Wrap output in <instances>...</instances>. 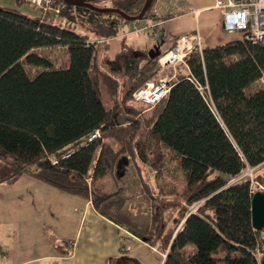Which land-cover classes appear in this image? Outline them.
<instances>
[{
	"label": "trees",
	"instance_id": "obj_1",
	"mask_svg": "<svg viewBox=\"0 0 264 264\" xmlns=\"http://www.w3.org/2000/svg\"><path fill=\"white\" fill-rule=\"evenodd\" d=\"M75 1L55 0L38 17L0 6V183L28 174L90 198L100 215L165 252L163 264H260L255 185L233 180L264 165V45L235 38L192 50L150 108L133 93L158 70L164 42L141 49L122 41L110 59L92 41L114 37L149 0ZM127 156L137 173L164 178L172 162L171 175L181 176L158 189L143 181L150 221L127 211L125 187L101 191L99 181L119 178ZM256 180L264 184V174ZM125 240L111 264H139ZM55 248L72 252L67 240Z\"/></svg>",
	"mask_w": 264,
	"mask_h": 264
},
{
	"label": "crops",
	"instance_id": "obj_2",
	"mask_svg": "<svg viewBox=\"0 0 264 264\" xmlns=\"http://www.w3.org/2000/svg\"><path fill=\"white\" fill-rule=\"evenodd\" d=\"M217 1L208 5H197L193 0L176 2L189 11L179 15L174 5L167 8V21L162 28L164 49L172 45L175 37L195 30L204 38V46L235 39L233 32L223 29L222 13L215 8ZM0 6L40 16L28 5L17 7L14 0H0ZM209 9L215 10L216 15L214 28L207 32L201 18ZM142 40L140 35L126 38L127 43L141 49L154 47L155 42L148 45ZM113 45L107 51L110 59L120 49V43ZM122 237L139 264H160L159 252L97 214L85 200L26 174L14 184H0V264H111L110 260L119 255ZM58 240L69 241V246L73 242L71 255L59 253L55 248Z\"/></svg>",
	"mask_w": 264,
	"mask_h": 264
},
{
	"label": "rangeland",
	"instance_id": "obj_3",
	"mask_svg": "<svg viewBox=\"0 0 264 264\" xmlns=\"http://www.w3.org/2000/svg\"><path fill=\"white\" fill-rule=\"evenodd\" d=\"M107 1H110V0H107ZM181 1L182 0H156L155 3L157 4L156 7L158 9L163 10V11H165L171 5H174L175 7H177V9H175V10H176V13L178 15L180 13L181 14H186V12L189 13L188 10H186V11L183 10L184 7L180 5ZM193 1L197 5L198 4L208 5V4H211L213 2V0H193ZM176 2H180V3L176 4ZM53 3L55 4V0H53ZM100 3L102 4V2H100ZM107 4H109V2H107ZM28 6H29V8L36 10L40 14L44 13V11H39L37 8H35L31 5H28ZM152 7H153V5H152ZM152 7H150V9L148 10L147 16H145L143 18L142 17L135 18V20H133L132 22L128 23L127 25H124V27L121 29V31L119 33H117L114 37H110V38L103 39V40L95 37V38H92L93 39L92 41H95L96 43L100 44L101 46L105 45L104 48L101 49V51H103V54H105L106 56H107V51L110 48L111 43H112V45H113V42H114V45L120 43V49H121V43H122V41L126 42L127 36L129 38L131 36H133V37L138 36V35L143 36V38H144V40H142L143 43H147L148 45H150L151 42H155L157 40L156 39L157 35L155 33L156 31H154L153 28L154 27L163 28L165 22L167 21V19L152 20V18L149 17L151 15V12H153ZM58 9H60V8H58ZM182 10H183V12H181ZM215 15H216V11L209 9L206 11L205 15L201 18L202 22H204V26H205V29L207 32H210L214 28L213 22H214ZM55 21H62V20L57 18V19H55ZM136 28L137 29L139 28V29L137 30ZM139 32H141V33H139ZM231 35L234 36L235 33H232ZM200 36H201V39L204 43V38L202 37L201 34H200ZM158 40L161 42H164L162 37L158 38ZM152 48H154V47L152 46ZM160 56L158 57V63H159ZM182 66H183L182 63L176 65L175 67L174 66H170V67L161 66L159 64L158 70L154 73L153 78L148 80L146 83H144L143 85H141L137 89L139 90L140 88H144V89L149 88V85L157 83L162 78H169V79L172 78L173 75H176L177 73L180 72V68H183ZM258 85L260 86L261 84H258ZM251 89L254 90L255 88L253 87ZM105 106L108 107V103L106 101H105ZM150 108H152V106H150ZM112 144L115 146V144L113 142H112ZM166 169H167V171L164 172V178H160V179L155 176V171L148 169V168H144V167H142V170L140 169V171H142L141 175H140L139 174L140 171L137 173V169L134 166V164H132L131 158L129 156H127V159L125 160V164L122 166L120 177L117 178L113 174H108L106 177H104L103 179H101L99 181V183H100L99 185L101 187V191H104V192H112V191H115L116 189H120L122 187H125V190H126L125 193L130 194V195L132 194V200L131 201L129 200L127 203V211L130 214L135 215V216H147L148 217L147 219L150 221L151 214H152L151 213V203L146 201L142 197L143 196V181L150 183L154 189H158V185H160V183H165V180L167 182L173 180L175 182L174 184H176L178 186V182H179L178 180L181 179V176L178 175V178H174L171 175L170 171L172 169V162L167 164ZM216 174H218V173H216ZM262 174H264V165H261L259 167H248L245 169V171H243V173L240 175V177L238 179L239 180L247 179V180L251 181V183H253V185H255V191H258V190L263 191L264 190V184H262L256 180V176L262 175ZM26 175H28V174H26ZM28 176H31V175H28ZM211 176H213V175H211ZM31 177H33V176H31ZM33 178H35V177H33ZM17 180H15L12 183H0V184L11 185V184H14ZM41 182L46 184V185H49L43 181H41ZM49 186L55 188L52 185H49ZM56 189H58V188H56ZM165 189H166V187L164 188V190ZM58 190L65 192V193H68V192L63 191L61 189H58ZM68 194L73 195L71 193H68ZM73 196L81 198V199L85 200L87 204H89L90 206L91 205L93 206L90 198H83V197H79L77 195H73ZM196 206L197 205L194 204L193 206H190L189 209L193 210ZM93 209L97 214H99L95 210L94 207H93ZM170 213L171 212L168 211V213L166 214L167 217L170 215ZM169 226H172L171 222H170ZM121 229H123V228H121ZM262 235H264V232ZM136 238L141 240L138 237H136ZM147 245L150 246L149 244H147ZM150 247L154 248L152 246H150ZM70 248H71V251L73 252V242H71ZM125 250L127 251L126 252L127 254L132 256L129 247H127ZM155 250L160 253V257H161L160 264H163L166 253L160 252L157 249H155ZM72 252L67 253V254H63L60 252L59 253L61 255H64V256H69L72 254ZM260 258H261V256H260ZM258 259H259V256H258Z\"/></svg>",
	"mask_w": 264,
	"mask_h": 264
},
{
	"label": "built area",
	"instance_id": "obj_4",
	"mask_svg": "<svg viewBox=\"0 0 264 264\" xmlns=\"http://www.w3.org/2000/svg\"><path fill=\"white\" fill-rule=\"evenodd\" d=\"M25 1L28 5L44 12L51 9L53 5V0ZM156 5L155 3L152 7V20L165 19L167 17V11L158 9ZM215 8L219 9L222 13V26L225 31L233 32L236 35L235 38L243 39L253 45H264V0H218ZM55 11L58 12L59 9L56 8ZM153 29L156 31V39L161 38L162 28L154 27ZM203 47V41L197 30L177 36L173 39L172 45L161 54L159 64L167 67H175L181 63L186 65L187 55L194 49H197L201 53ZM176 76L177 74L173 75L170 79L162 78L157 83L149 85V88L137 89L133 93L134 100L143 102L149 106L156 105L167 95L170 84L175 81ZM257 84H261L260 87L264 88V75L257 81ZM96 135L95 133L92 137ZM240 175L233 182L241 181L238 179ZM254 192L252 191V194Z\"/></svg>",
	"mask_w": 264,
	"mask_h": 264
},
{
	"label": "water",
	"instance_id": "obj_5",
	"mask_svg": "<svg viewBox=\"0 0 264 264\" xmlns=\"http://www.w3.org/2000/svg\"><path fill=\"white\" fill-rule=\"evenodd\" d=\"M152 0H149L138 17H141ZM73 3H79L72 0ZM251 221L255 230L264 229V190L255 191L251 197ZM260 264H264V255L261 257Z\"/></svg>",
	"mask_w": 264,
	"mask_h": 264
},
{
	"label": "flooded vegetation",
	"instance_id": "obj_6",
	"mask_svg": "<svg viewBox=\"0 0 264 264\" xmlns=\"http://www.w3.org/2000/svg\"><path fill=\"white\" fill-rule=\"evenodd\" d=\"M262 233L264 232V229L260 230Z\"/></svg>",
	"mask_w": 264,
	"mask_h": 264
},
{
	"label": "bare ground",
	"instance_id": "obj_7",
	"mask_svg": "<svg viewBox=\"0 0 264 264\" xmlns=\"http://www.w3.org/2000/svg\"><path fill=\"white\" fill-rule=\"evenodd\" d=\"M262 188V187H261ZM262 190V189H261Z\"/></svg>",
	"mask_w": 264,
	"mask_h": 264
}]
</instances>
